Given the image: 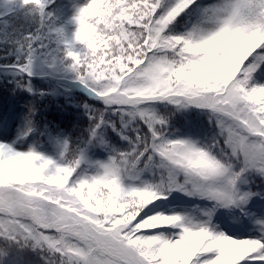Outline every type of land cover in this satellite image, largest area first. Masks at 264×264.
Here are the masks:
<instances>
[{
  "label": "snow or ice",
  "instance_id": "6c2138e0",
  "mask_svg": "<svg viewBox=\"0 0 264 264\" xmlns=\"http://www.w3.org/2000/svg\"><path fill=\"white\" fill-rule=\"evenodd\" d=\"M0 9V264H264V0Z\"/></svg>",
  "mask_w": 264,
  "mask_h": 264
},
{
  "label": "trees",
  "instance_id": "16d2710c",
  "mask_svg": "<svg viewBox=\"0 0 264 264\" xmlns=\"http://www.w3.org/2000/svg\"><path fill=\"white\" fill-rule=\"evenodd\" d=\"M64 3L65 2L64 0ZM2 10V9H0ZM10 84H0V115L9 112L13 107L17 112H20L25 103L26 97L20 93L13 95L12 90L9 87ZM41 86V85H38ZM90 102V101H88ZM58 103L62 105L60 101L52 98L45 100V104L49 105L48 108V119L59 124L61 127L71 131L73 126L76 124V120L64 121V118L69 117L71 114H65L62 112V108L58 107ZM57 105V107H56ZM96 107H102L100 104H95ZM66 116V117H65ZM81 124V123H79Z\"/></svg>",
  "mask_w": 264,
  "mask_h": 264
},
{
  "label": "rangeland",
  "instance_id": "374dc122",
  "mask_svg": "<svg viewBox=\"0 0 264 264\" xmlns=\"http://www.w3.org/2000/svg\"><path fill=\"white\" fill-rule=\"evenodd\" d=\"M60 2H63L64 3V0H58V3H60ZM65 2H68V0H65ZM0 62H3V61H0ZM8 62H10V61H8ZM5 83H7V82H5L4 80H3V78L2 77H0V84H5ZM8 84V83H7ZM41 84L44 86V87H47L48 85H47V82H41ZM9 87H10V89L12 90V85L10 84L9 85ZM12 92V91H11ZM79 91H77V93H78ZM76 93V99L81 103V105L84 103V102H88V100L84 97V96H82V95H80V94H77ZM62 104H63V98H60V100H59ZM56 107H57V105H56ZM62 112H64L65 114H71V115H69V117H67V118H64V121H73V120H76V117H79V123H81V124H79L80 126H83V127H86V124H87V121H86V118H85V116L82 114V113H78V112H76L74 109H72V108H69V109H67V110H62ZM66 117V116H65ZM55 123V122H54Z\"/></svg>",
  "mask_w": 264,
  "mask_h": 264
}]
</instances>
